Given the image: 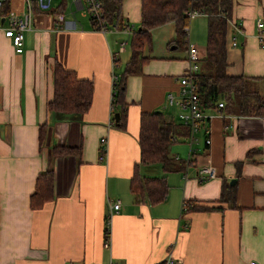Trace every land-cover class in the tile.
I'll return each mask as SVG.
<instances>
[{"label": "crops", "instance_id": "0c3cea01", "mask_svg": "<svg viewBox=\"0 0 264 264\" xmlns=\"http://www.w3.org/2000/svg\"><path fill=\"white\" fill-rule=\"evenodd\" d=\"M123 1V28L139 24L141 0ZM11 7L20 12L22 1L12 0ZM228 13L225 72L246 78L248 92L264 102V0H230ZM48 18L35 12L20 54L0 20V264H157L169 246L180 264H264V109L250 115L217 104L202 109L209 146L199 131L186 162L187 137H175L167 150L176 163L172 171L159 164L140 167L144 177L164 178L163 200L153 205L136 200L129 186L139 155V116L159 110L185 126L181 109L167 106L166 95L178 97L186 50L173 43L155 55L145 46L140 74L125 78L114 107L112 82L131 57L127 42L116 37L130 38L133 27L128 35L107 24V35L91 23L76 27L64 21L61 30L53 31ZM204 53L199 51L200 60ZM55 62L92 82L85 113L48 109ZM122 105L124 128H117L111 122ZM101 139L106 141L103 161L98 160ZM55 146L78 152L55 156ZM208 162L216 177L198 182L197 169ZM44 171L53 173L52 200L31 209L35 179ZM230 187L235 188L233 201L227 197ZM115 200L119 209L109 217L105 247L106 216ZM196 205L211 209L200 211Z\"/></svg>", "mask_w": 264, "mask_h": 264}, {"label": "trees", "instance_id": "16d2710c", "mask_svg": "<svg viewBox=\"0 0 264 264\" xmlns=\"http://www.w3.org/2000/svg\"><path fill=\"white\" fill-rule=\"evenodd\" d=\"M101 2L102 19L106 24H112L116 29L123 28L120 18V8L123 0H99ZM193 5L204 9L207 17V36L205 55L199 63V74L196 81V95L199 108H213L216 104L230 112L242 115L259 114L264 109V102L258 99L255 91L248 92V81L242 76L226 74L225 41L227 24L220 16L229 15L230 0H141L140 27L130 36L131 57L116 83L117 93L112 105L121 100L125 85V78L138 75L145 57L140 55L142 49L151 42L150 31L168 22L174 23L178 49L187 50L188 41L184 28L189 20L185 17L188 7ZM64 5L59 6V11ZM90 21V20H89ZM91 23V21H90ZM92 25V23H91ZM93 85L90 80L79 79L75 73L64 68L59 63L53 65V96L47 103L52 112L63 114H83L92 102ZM218 107V106H217ZM126 108L121 106L113 118V125L124 128ZM188 128L175 124L165 114L141 112L138 128V161L134 165L130 178V192L134 199H145L150 204L161 202L167 192V185L163 177H144L140 174V167L159 164L163 171L169 172L175 168V161L168 156V147L175 137L188 136ZM77 149L55 146L52 153L55 156H68L77 153ZM227 191L228 199L235 198V188ZM53 173L44 171L35 179L33 192L29 197L31 209H38L52 200ZM197 210H209L211 207L194 206ZM105 231V230H104Z\"/></svg>", "mask_w": 264, "mask_h": 264}, {"label": "built area", "instance_id": "2783aa9c", "mask_svg": "<svg viewBox=\"0 0 264 264\" xmlns=\"http://www.w3.org/2000/svg\"><path fill=\"white\" fill-rule=\"evenodd\" d=\"M12 0H0V20H3L2 28L10 34L11 44L15 53L20 54L23 50L24 33L32 29V18L35 12L46 14L51 20V30L59 31L63 28L65 21L63 11H59V6L62 4L65 7V1L62 0L56 7L51 6V0H21L22 10L17 12L11 7ZM77 11H84L83 16L87 15L92 23V26L96 30L107 32V24L102 19L101 14V2L99 0H71ZM199 2L200 0H193ZM48 14V15H47ZM185 17L188 20L194 19L198 16H206L209 14L202 8H197L190 5L185 12ZM227 19L225 15L220 16ZM256 26L261 28L263 24L257 22ZM235 33L241 34L240 26L233 24L231 26ZM123 33L130 34L132 32V26L126 25ZM184 32L187 35V28H184ZM232 46H235L234 38H231ZM123 43L120 46L119 51L123 49ZM186 69L179 77V92L178 97H174L168 93L166 95V105H176L181 109L180 119L182 123L188 128L187 146L188 153L186 162L190 161V157L194 153V145L197 143L196 134L202 131L203 144L207 147L210 144L208 127L205 126L207 116L201 112L199 108V101L195 92L197 76L199 74L200 54L196 46L187 45L186 50ZM116 83L115 79L112 82V96L116 95ZM218 108H222L223 104L219 103ZM113 121L111 122V125ZM100 150L98 160L103 161L105 157V139L100 140ZM216 177L214 167L208 162L198 167L196 172V178L198 182H206ZM119 200L109 202L108 216H106V225L104 231V246L109 247V217L111 213L117 212L119 209ZM108 264H120L115 261H110ZM157 264H180L172 255V248L169 246L165 252L164 258ZM249 264H257L254 261Z\"/></svg>", "mask_w": 264, "mask_h": 264}, {"label": "rangeland", "instance_id": "374dc122", "mask_svg": "<svg viewBox=\"0 0 264 264\" xmlns=\"http://www.w3.org/2000/svg\"><path fill=\"white\" fill-rule=\"evenodd\" d=\"M61 1L62 0H51V6L56 7L57 5L61 3ZM64 1H65V7H64L63 15L65 18V22H71L76 27L90 26V21H89L88 16L87 15L83 16L84 11L82 10L77 11L74 5L72 4L71 0H64ZM124 4L125 2L123 1V8H124ZM122 19L124 20V15H122ZM48 20H50V18H48ZM130 26L133 27L134 31H136L139 29L140 24H138L137 21H134L130 24ZM174 27H175L174 23L170 21L168 23H165L163 25H160L152 29L150 31L151 42L146 47V49H151L150 53L155 54V55L166 52L165 49H167L169 46H171V44L175 43V40H177ZM107 28H108V25H107ZM186 28H187L186 40L188 41V43L190 45L196 46L198 51L204 53L203 50H204L205 43H206L207 17L198 16V17H195L194 19L189 20V23L187 24ZM106 34L109 35V31H107ZM117 36L118 37L116 38L117 39L119 38V41L127 42L125 46L126 53H127L130 50V38L123 34H120Z\"/></svg>", "mask_w": 264, "mask_h": 264}, {"label": "water", "instance_id": "95a60500", "mask_svg": "<svg viewBox=\"0 0 264 264\" xmlns=\"http://www.w3.org/2000/svg\"><path fill=\"white\" fill-rule=\"evenodd\" d=\"M2 21V20H1ZM153 113L154 114H160L161 113V111H159V110H155V111H153ZM115 120H116V114H115ZM233 183V180L230 182V184H232Z\"/></svg>", "mask_w": 264, "mask_h": 264}]
</instances>
